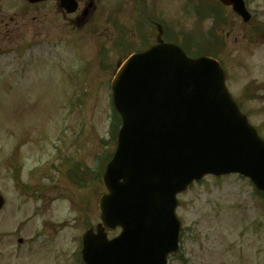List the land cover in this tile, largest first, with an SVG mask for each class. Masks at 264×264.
<instances>
[{"label":"rangeland","instance_id":"rangeland-1","mask_svg":"<svg viewBox=\"0 0 264 264\" xmlns=\"http://www.w3.org/2000/svg\"><path fill=\"white\" fill-rule=\"evenodd\" d=\"M10 1L0 27V264H82L79 244L87 226L100 221L105 193L97 173L114 149L111 80L137 48L136 18L123 11L126 28L117 38L127 49L117 51L113 33L74 31L53 4L23 14ZM246 2L253 20L244 37L236 18L229 32V25H214L207 10L213 0H150L171 39L192 54L211 49L222 61L240 102L264 85V0ZM213 41L222 47L215 50ZM247 109L264 125V104ZM72 171L88 186L79 187ZM256 192L239 176L194 184L179 197L181 249L169 264H264V198Z\"/></svg>","mask_w":264,"mask_h":264},{"label":"water","instance_id":"water-1","mask_svg":"<svg viewBox=\"0 0 264 264\" xmlns=\"http://www.w3.org/2000/svg\"><path fill=\"white\" fill-rule=\"evenodd\" d=\"M221 1L250 20L243 0ZM113 102L122 127L103 176L102 225L84 237L85 264H167L179 246L177 196L206 174L239 173L264 192V142L217 61L191 59L159 37L118 73ZM117 228L121 235L109 241L106 231Z\"/></svg>","mask_w":264,"mask_h":264},{"label":"flooded vegetation","instance_id":"flooded-vegetation-1","mask_svg":"<svg viewBox=\"0 0 264 264\" xmlns=\"http://www.w3.org/2000/svg\"><path fill=\"white\" fill-rule=\"evenodd\" d=\"M5 2L6 0H0V27L5 23V16L3 14ZM51 3L59 8L72 28L77 30L89 28L90 33L94 34L107 35V33H113V43L118 41L117 35L121 33L123 28H126L123 26V11L126 9L130 10L132 19L136 18L135 20H132L133 31L143 34L138 43L143 46H151L155 43L156 38L154 35V29H156L158 23H156L155 17L152 13L154 11L151 7L150 0H68L69 7L73 9V11L69 13L61 9L60 2L54 1ZM215 4L216 11L214 12L213 20L217 26L219 25L218 21L220 19V12L226 14V16L231 14V17L234 15V12L231 7L224 6L218 0L215 1ZM30 7L37 9L39 5H30ZM262 8V12H264V6H262ZM36 19L37 17L33 18L34 21ZM261 25L264 28V15L262 17ZM149 33H152L153 35H149ZM106 39L110 41L112 38ZM263 86L258 87L257 96L250 100H246V108L250 107L254 101H259L261 104H264ZM250 115L248 114L249 118H253L251 112ZM261 128L264 132V125H262Z\"/></svg>","mask_w":264,"mask_h":264},{"label":"trees","instance_id":"trees-1","mask_svg":"<svg viewBox=\"0 0 264 264\" xmlns=\"http://www.w3.org/2000/svg\"><path fill=\"white\" fill-rule=\"evenodd\" d=\"M112 122H113L112 123L113 124V127H112V138H113V140H115L116 133L119 130L120 125H121L120 118L115 112L113 113V121Z\"/></svg>","mask_w":264,"mask_h":264}]
</instances>
